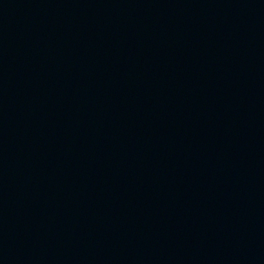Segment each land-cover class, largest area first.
Wrapping results in <instances>:
<instances>
[{
  "label": "water",
  "instance_id": "1",
  "mask_svg": "<svg viewBox=\"0 0 264 264\" xmlns=\"http://www.w3.org/2000/svg\"><path fill=\"white\" fill-rule=\"evenodd\" d=\"M0 264H264V0H0Z\"/></svg>",
  "mask_w": 264,
  "mask_h": 264
}]
</instances>
